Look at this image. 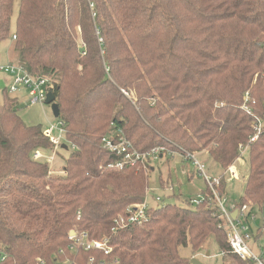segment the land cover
Segmentation results:
<instances>
[{"label":"trees","instance_id":"obj_1","mask_svg":"<svg viewBox=\"0 0 264 264\" xmlns=\"http://www.w3.org/2000/svg\"><path fill=\"white\" fill-rule=\"evenodd\" d=\"M16 3L0 0V45L12 39L18 65L51 81L63 145L73 152L64 174L53 175L35 154L54 144L41 125L25 124L18 100L4 90L0 264H87L91 257L94 264H191L180 248L197 254L210 237L233 264H254L232 253L228 222L209 205V189L198 205L160 204L147 225L113 233L114 218L146 200L155 166L109 167L117 158L103 139L120 130L142 153H196L211 175L235 165L248 146L237 207L263 211L264 0H19L12 33ZM258 120L262 131L250 143ZM72 231L108 238L112 252L72 251Z\"/></svg>","mask_w":264,"mask_h":264},{"label":"rangeland","instance_id":"obj_2","mask_svg":"<svg viewBox=\"0 0 264 264\" xmlns=\"http://www.w3.org/2000/svg\"><path fill=\"white\" fill-rule=\"evenodd\" d=\"M18 9L19 0H17L15 5L12 33H14L16 29L15 27ZM18 59L19 56L12 39L0 45V67L8 65L17 67ZM13 84L14 76L8 73L0 72V100L3 99L4 90H7L9 97L16 98L20 104L18 105V114L25 124L28 126L41 125L44 130H47L52 125H57L60 122L57 118H55L52 111V106L46 104H44L43 107L30 105L31 91L29 89L20 86L17 92L12 93L10 89ZM61 142L62 145L64 143L66 144L64 137ZM72 152V147H68V150H63L61 147L54 148V150H42L39 151V160L41 162L48 163L52 174L59 176L64 174L65 160L72 154ZM173 156L178 155H172L170 157L165 156V159L162 161L153 160L154 162L152 161L153 163L150 164L155 166L154 171L150 172L149 174L150 188L148 195L151 199L150 202L152 205H156L155 198L160 196L162 198V203H160L161 205L177 204L179 206H186L188 201L193 199L197 200L203 193L202 190L205 188L204 186L206 184L204 179L197 174L196 169L193 168L197 175L195 176L194 183L184 179L182 175H186V168L177 166L178 162L176 159H169L167 161V158H174ZM240 159L235 165L231 166L237 171V177L232 176V174H226V171L221 172L217 171L216 169L213 173V175L216 177H221L222 175L225 176V207L229 211L232 207L242 203L244 197V187L246 179L249 175L248 152L244 153ZM200 160L205 163L202 159ZM186 163L191 165L189 162ZM185 166L187 167L186 164ZM160 178L164 182L163 189L160 187ZM173 194L178 196L177 199H174L173 196L171 197ZM254 216L255 221H251V218L248 220L246 218H242V224L250 228L247 234L250 235L251 239L246 241L247 246L255 256L261 257L264 256V227L261 230H259V227L261 223L264 225V210L261 211L256 209L254 211ZM180 254L185 258H195L203 264H233L231 260L224 258L214 237L209 238L204 248L199 253L194 254L191 247L188 246L181 247Z\"/></svg>","mask_w":264,"mask_h":264},{"label":"built area","instance_id":"obj_3","mask_svg":"<svg viewBox=\"0 0 264 264\" xmlns=\"http://www.w3.org/2000/svg\"><path fill=\"white\" fill-rule=\"evenodd\" d=\"M0 72L8 73L14 76V84L10 91L12 93L17 92L20 86H23L31 91L30 105L31 106H44L47 95L50 93V88H52V83L48 78L33 76L24 70L19 65L17 67L13 65L0 67ZM248 98V96H247ZM247 101V99H246ZM244 109L251 113L250 109L245 105ZM257 134L252 137L250 143H254L262 131L263 123L258 120L256 124ZM45 136L48 137L54 144L55 148L61 146V141L65 136L64 126L61 122L57 125H52L49 129L45 130ZM104 148L111 153L116 159V162L111 164L109 167L116 169H124L126 166H134L136 163H150L154 161H162L163 154L167 152L166 156L179 155L184 159V161L191 163L192 167L196 169L197 174L202 177L206 184V189H209L213 197L209 199V205H213L219 209V212L226 218L228 222V242L231 247L232 253L238 255L246 263L254 264H264V256L257 257L247 246V240L251 237L247 232L250 230L249 227L242 224V218L247 220L251 218V221H255L254 214H250V208L248 205H244L239 208L236 206L232 207L231 210H227L225 207V197L220 194L219 188L222 184V178L211 175L205 163H203L197 157L196 153L191 152H168L166 147H160L152 150L148 153H142L137 150L134 145L122 135V131H118L116 135L106 137L103 139ZM241 154L247 152L248 146L241 147ZM39 152L35 154V158L39 159ZM154 160V161H153ZM153 161V162H152ZM226 174H232V176L237 177L238 173L233 168L230 167ZM172 190V189H171ZM149 195L143 203L134 204L126 210L124 214H119L114 218V228L113 233L118 230H123L131 225L144 226L151 221L149 210L153 207H157L162 203V198L160 196L155 198L156 205H152L150 202ZM205 197L203 194L199 198L193 199L190 202L192 205H198L200 202L204 201ZM233 212L237 213L235 219L232 218ZM70 238L75 240L74 246L71 247L72 251L83 250L85 252L100 251L105 255H109L112 252V248L109 246V239L103 238L102 240H90L88 234L77 235L75 231L70 234ZM95 259L90 258L87 264H94ZM41 264H45L43 261ZM55 264H81L76 260H66L63 262H55ZM99 264H108L107 262H100Z\"/></svg>","mask_w":264,"mask_h":264},{"label":"water","instance_id":"obj_4","mask_svg":"<svg viewBox=\"0 0 264 264\" xmlns=\"http://www.w3.org/2000/svg\"><path fill=\"white\" fill-rule=\"evenodd\" d=\"M46 104L52 106V111H53L55 118H59L60 116L59 106L57 103H55V97L51 92L47 95ZM62 148L67 150V147L65 145H63ZM236 216H237V213L235 212L232 215V218L234 219ZM191 264H203V263L199 262L197 259L194 258V259H191Z\"/></svg>","mask_w":264,"mask_h":264},{"label":"crops","instance_id":"obj_5","mask_svg":"<svg viewBox=\"0 0 264 264\" xmlns=\"http://www.w3.org/2000/svg\"><path fill=\"white\" fill-rule=\"evenodd\" d=\"M174 158H167V161L169 160V159H176L177 160V162H178V165L177 166H182V167H185L186 168V175L184 176V175H182V177L184 178V179H186V180H188V181H190V182H192V183H194V179H195V176H197L196 175V173H195V171L193 170V167H192V165H189V164H187L186 162H184L183 161V159L180 157V156H173ZM165 159V158H164ZM241 160V159H240ZM182 163H185L186 165H187V167L185 166V164H182ZM189 165V166H188ZM205 188L202 190V192L206 189V185L204 186ZM262 225H263V223H261Z\"/></svg>","mask_w":264,"mask_h":264},{"label":"bare ground","instance_id":"obj_6","mask_svg":"<svg viewBox=\"0 0 264 264\" xmlns=\"http://www.w3.org/2000/svg\"><path fill=\"white\" fill-rule=\"evenodd\" d=\"M45 104H46V102H45ZM46 105H47V104H46ZM190 164H191V163H190ZM202 194H203V193H202ZM203 195H204V194H203ZM234 213H235V212H233V214H234ZM233 214H232V215H233ZM235 218H236V217H235ZM235 218H234V219H235ZM72 232H73V231H72ZM72 232H71V233H72ZM71 233H70V234H71Z\"/></svg>","mask_w":264,"mask_h":264}]
</instances>
